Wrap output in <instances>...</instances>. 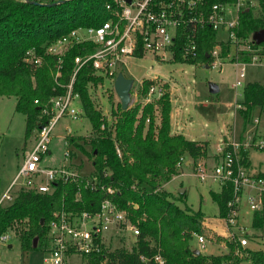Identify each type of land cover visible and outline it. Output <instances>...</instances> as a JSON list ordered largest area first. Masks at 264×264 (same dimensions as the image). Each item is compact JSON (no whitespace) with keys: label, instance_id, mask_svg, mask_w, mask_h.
Listing matches in <instances>:
<instances>
[{"label":"trees","instance_id":"trees-1","mask_svg":"<svg viewBox=\"0 0 264 264\" xmlns=\"http://www.w3.org/2000/svg\"><path fill=\"white\" fill-rule=\"evenodd\" d=\"M52 2L55 1L48 3ZM108 2L111 0H61L46 5L40 0H0V96L15 98L14 111L25 116L26 139L45 122L42 110L48 100L65 93L73 75L74 58L95 51L97 46L86 42L73 45L60 60L55 55L45 54V48L72 29L101 25L111 16L106 9ZM255 2L246 0L234 27L240 44L247 42L252 48V51L238 52V60L245 63H249L254 54L264 56V42L252 41L253 33L264 28V0ZM218 32L209 25L200 28L197 56L182 58L177 54L173 62L203 65L216 45H220L222 57L229 55L232 42L228 37L219 39ZM30 48H35L42 56L38 67L23 60ZM234 59L231 56V60ZM101 82L103 78L88 64L76 73L72 89L79 95L92 134L77 138L68 131L65 139L91 162L99 178L114 185V202L138 226L139 234L130 249L105 248L101 253L85 257V264H160L154 259L156 255L162 257V264H264V248L241 246L227 237L223 238L227 247L223 253H195L196 249L192 248L193 233L206 235L209 231L203 224L204 214L186 205L185 192L174 195L163 188V184L178 174L176 164L181 157L188 158L190 164L204 158L207 142L171 131L168 84H163L164 91L159 98L142 102L150 85L155 83L152 78H144L138 99L126 109L121 107L120 101L114 106L109 95L111 115L107 119L90 94V85ZM242 96L239 114L245 127L254 107L264 108V82L248 81L243 86ZM102 123L104 128H101ZM77 139H82L83 143ZM241 153L247 163L248 151L242 149ZM105 172H109L107 177L103 176ZM258 176L264 177V173ZM77 192L76 183L60 181L50 193L17 190L10 202L0 205V236L11 232L21 251L48 249V224L56 212L93 211L105 196L101 190L81 188L77 198ZM209 193L218 206V217H226L228 201L234 195L233 185L228 183ZM251 227H264L263 211L252 213Z\"/></svg>","mask_w":264,"mask_h":264},{"label":"built area","instance_id":"built-area-1","mask_svg":"<svg viewBox=\"0 0 264 264\" xmlns=\"http://www.w3.org/2000/svg\"><path fill=\"white\" fill-rule=\"evenodd\" d=\"M245 5L246 0L215 2L212 0H111L106 4L111 16L101 25L72 29L48 44L44 53L55 55L59 60L71 46L79 43H91L97 48L91 53L74 58L73 75L65 93L53 95L44 106L42 113L46 120L36 130L31 148L23 151L25 154L22 155L21 163L16 167L13 178L0 196V205H3V202L5 204L10 202L14 192L19 189L50 193L59 181L76 183L77 198L80 196L81 188L101 190L105 196L96 210H61L55 213V217L48 224L50 247L45 249L44 264H80V262L85 264L83 261L85 257L101 253L103 249L108 248V235L112 234L116 225H123L130 231L132 242L139 234L138 226L128 218L127 212L114 202V185L104 182L93 170L89 174L81 173L80 164L72 162L80 151L69 144L68 140L65 139L63 164L54 167L42 165L44 154L50 153V139L58 120L64 116L75 119L83 114V110L79 111L73 105L80 102L78 93L72 89L74 77L80 67L88 64L97 76L103 78V82L108 81L112 86L117 74L122 72L121 68L131 57H141L150 53L159 62H173L177 54L182 58H195L198 31L209 25L215 30L225 31V35L232 42L229 56L235 58L233 62L237 66L236 80L233 83L237 90L242 86L241 78L245 76V65L257 63L264 58L254 54L249 63L238 60L239 51H252L249 44H240L234 32L238 22V12ZM232 46L235 48L233 55ZM220 49V45L214 46L207 55L208 62L203 65L214 67L219 64L220 66L222 60L227 58L220 55ZM139 54L142 55L138 56ZM23 60L34 67L42 64V56L35 48L28 49ZM152 79L155 83L150 85L144 98L147 102L159 98L164 91L163 84L167 83L158 75ZM103 82L99 83V86ZM134 95H137V92ZM240 106L238 103L236 108L239 109ZM257 121L256 119L255 122ZM104 127L105 124L102 123L101 128ZM77 141L83 143L82 139ZM250 147L260 150L264 147V142L256 139L251 141L226 139L217 145L216 154L219 158L217 162L209 164L203 159H198L192 164L193 169L190 173L201 182L217 184L219 187L228 183L233 185L234 195L228 201V214L226 217H219V221L223 223L224 237L238 241L241 246L247 244L248 233L247 228L238 222L243 193L245 191L248 193L247 204L252 212L264 210V177L249 173L241 153L242 149L248 150ZM185 160L181 157L176 164L180 175H184L181 170L186 166ZM108 175L109 172L103 174L104 177ZM203 224L209 229L205 219ZM193 236L200 248L204 249L205 244L211 242L205 234L193 233ZM6 238L7 235L0 236V241H5ZM154 259L160 264L163 263L159 255Z\"/></svg>","mask_w":264,"mask_h":264},{"label":"rangeland","instance_id":"rangeland-1","mask_svg":"<svg viewBox=\"0 0 264 264\" xmlns=\"http://www.w3.org/2000/svg\"><path fill=\"white\" fill-rule=\"evenodd\" d=\"M251 3L255 4L256 2L251 0ZM217 36L220 38L224 34L219 31ZM226 37L227 35L222 39L225 40ZM242 44L245 45L247 42ZM234 52L235 48L232 46L231 54L233 55ZM225 57L227 58H224V61L222 60L220 66L217 64L214 67H206L200 64L193 65L182 62H159L150 53H146L141 57L129 58L127 64L121 68V71L126 77L133 79V85L130 90L132 102L138 99L139 96L137 97L134 94L138 93L144 78H152L158 75L167 81L171 95V107L179 109L182 120L189 126L184 131L188 136L195 139L203 138L207 140L210 152L213 153L216 151L217 145L223 142V135L234 133V138H239V133L243 129V119L235 111L239 110L236 105L243 99V86L248 80L264 82V58H262L257 63L245 65V76L241 78L242 86L236 90L233 83L236 80L237 66L231 60V56L227 55ZM209 84L217 85L219 91L214 94L210 93ZM90 94L97 108H100L103 115L110 119L111 100L114 106L119 101L111 84L108 81H104L101 86L90 85ZM144 98L141 99L142 102L145 101ZM14 102L15 98L13 96H0V196L13 178L16 167L21 163L22 155L25 154L23 151L31 148L36 136V131L34 130L27 139L25 138V116L14 111ZM73 105L79 111H82L79 102ZM80 115L81 117L75 119L64 116L58 120L50 139V153L44 154L42 158L43 166L54 167L65 162V136L68 130L70 134L77 138L92 134L88 119L83 114ZM256 119H259V131L264 135V108L254 107L251 121L246 125L247 131L254 130L255 124L253 122ZM251 148L250 159L253 163H258L264 159V150L259 151V149L254 147H250L249 150ZM200 159L207 161L209 164L214 163L213 155L211 154L206 158ZM72 162L77 165L80 164L79 169L83 174H89L93 170L92 164L79 152H77ZM192 169L193 165L189 167L183 166L181 172L184 175L178 174L174 176L170 181L163 184V188L174 195L182 194L179 190L183 188L186 205L193 210H201L204 214L206 226L209 227L206 235L211 242H207L203 249L200 248L196 238L193 237L191 241L192 248L206 254L226 252L227 247L223 240L224 231L221 228L210 225L211 222L220 223L218 206L209 193L210 190L218 191L219 186L199 181L190 174ZM255 169V172H258L257 170L263 171L264 164L261 162ZM247 196L248 193L245 191L241 200L240 218H238V222L247 228V244L245 246L264 248V227H251L253 212L248 207ZM2 204L5 203L3 202ZM179 204L183 206L184 202H179ZM220 225L222 226V224ZM111 233L108 235V248L110 250L118 247L130 249L133 245L131 233L123 225L114 226V230ZM218 236L221 239L217 238ZM45 254V249L21 251L17 239L11 232L7 234L5 241H0V264H44L43 257Z\"/></svg>","mask_w":264,"mask_h":264},{"label":"crops","instance_id":"crops-1","mask_svg":"<svg viewBox=\"0 0 264 264\" xmlns=\"http://www.w3.org/2000/svg\"><path fill=\"white\" fill-rule=\"evenodd\" d=\"M40 1L43 2V3H48L50 1H58V0H40ZM220 32H222V34H224L223 37H220L219 38V39H222V38L225 37V31H220ZM248 81H258V80H248ZM218 91H219V89H218ZM171 105H172V102H171ZM235 112H238L239 113V110H236ZM251 118H252V116H251ZM251 118L248 121V123L251 121ZM252 121H254V120H252ZM170 123H171V131L173 133H181L185 137H187L189 139H193V140L206 141L207 142V146H206L207 154H206V156L204 158H206L208 155L211 154V155H213V162L215 163V162L218 161L219 158H218V156L216 154V151L213 152V153L210 152V146H209V143H208L207 140H204L203 138L202 139H195V138L187 135V133L184 130H187L189 128V126L182 120L181 112L176 107H175V109H173V107H171ZM253 124H255V127H254V130L253 131H247L246 125H245V127L243 125V129L239 133L238 140H241V141H249L250 137H252L251 140L256 139V141L257 140H262L264 142V135L259 131V127H258L259 126V119H258L257 122H253ZM252 133H253V135H252ZM250 135H252V136H250ZM234 136H235L234 133H232L231 135L226 134V135H223V138L229 139V138H234ZM234 139H236V138H234ZM251 150H252V148L250 150L249 149L247 150L248 153H247V163H246V165H247V168H248V171H249L250 174H252L254 176H258L260 173H264V170L263 171L257 170L258 172H255L256 171L255 167L258 166L261 162L264 164V159L263 160H260L258 163H253L251 161V159H250V152H251ZM260 150H264V147L262 149H260ZM185 164H186L187 167H189V166L192 165V164H190V160L188 158H186ZM218 223L217 222L216 223L215 222H211L210 225H212L213 227L221 228V230L223 231V223L221 221H220L219 224ZM220 224H222V226ZM216 225H219V226H216Z\"/></svg>","mask_w":264,"mask_h":264},{"label":"water","instance_id":"water-1","mask_svg":"<svg viewBox=\"0 0 264 264\" xmlns=\"http://www.w3.org/2000/svg\"><path fill=\"white\" fill-rule=\"evenodd\" d=\"M61 1V0H58ZM32 3H38L36 1H32ZM55 2L52 3H41V4H46V5H51ZM252 41L255 44H261L264 42V28L261 30H257L253 33L252 35ZM133 85V79L126 77L122 72H119L114 80L113 87L116 95L119 98V101L121 102V107L123 109H126L128 106H130L132 100H131V87ZM209 92L214 94L218 92V87L215 84H209ZM180 193L184 192V189L181 188L179 190ZM36 239L34 240V245H35ZM195 253H198L199 250L196 249L194 250Z\"/></svg>","mask_w":264,"mask_h":264}]
</instances>
